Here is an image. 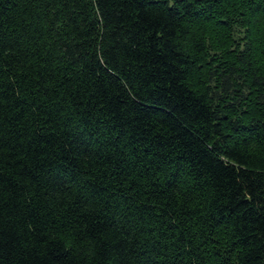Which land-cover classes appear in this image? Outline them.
I'll return each mask as SVG.
<instances>
[{
  "label": "trees",
  "instance_id": "trees-1",
  "mask_svg": "<svg viewBox=\"0 0 264 264\" xmlns=\"http://www.w3.org/2000/svg\"><path fill=\"white\" fill-rule=\"evenodd\" d=\"M0 264H264V0H0Z\"/></svg>",
  "mask_w": 264,
  "mask_h": 264
}]
</instances>
